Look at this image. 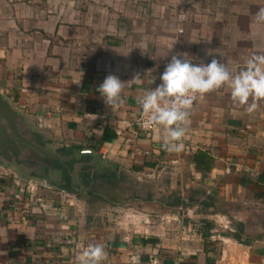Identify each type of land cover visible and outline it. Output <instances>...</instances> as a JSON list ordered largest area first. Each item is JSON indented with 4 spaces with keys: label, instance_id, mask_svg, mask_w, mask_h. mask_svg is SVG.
I'll list each match as a JSON object with an SVG mask.
<instances>
[{
    "label": "crops",
    "instance_id": "0c3cea01",
    "mask_svg": "<svg viewBox=\"0 0 264 264\" xmlns=\"http://www.w3.org/2000/svg\"><path fill=\"white\" fill-rule=\"evenodd\" d=\"M260 7L264 0H0V91L34 140L63 154L91 149L116 176L174 169L182 190L188 174L198 191L179 194L193 223L166 211L180 219L176 232L161 225L143 234L97 223L100 199L40 188L0 160V264H74L89 243L106 246L103 264H264V101L248 114L227 87L198 98L179 152L135 125L137 97L162 82L177 52L207 64L211 49L233 72L264 53V25L253 24ZM110 73L141 76L113 110L96 91ZM198 150L214 159L205 177L193 162ZM81 162L72 175L83 184Z\"/></svg>",
    "mask_w": 264,
    "mask_h": 264
},
{
    "label": "clouds",
    "instance_id": "9594fccd",
    "mask_svg": "<svg viewBox=\"0 0 264 264\" xmlns=\"http://www.w3.org/2000/svg\"><path fill=\"white\" fill-rule=\"evenodd\" d=\"M253 24L264 25V7L255 12ZM136 48L144 52L140 47ZM131 51L132 49L124 56ZM206 55L213 57L207 64L202 60L198 64L194 63L195 57L186 52L172 55L160 76L162 82L137 97L141 116L146 119L148 125L157 130V139L167 152L182 150L187 124L194 102L198 98L227 87L233 104L243 107L248 114L256 112L260 103L264 101V53H253L236 72L231 71L222 59L215 58L211 49L206 50ZM82 76L83 72L81 78L73 83L79 85ZM140 79L138 73L128 81H123L119 76L110 73L96 91L104 103L113 110L123 104L122 93L126 85L139 82ZM154 82L155 80L152 84ZM106 259V246L103 243H89L75 255L74 264H103Z\"/></svg>",
    "mask_w": 264,
    "mask_h": 264
},
{
    "label": "rangeland",
    "instance_id": "374dc122",
    "mask_svg": "<svg viewBox=\"0 0 264 264\" xmlns=\"http://www.w3.org/2000/svg\"><path fill=\"white\" fill-rule=\"evenodd\" d=\"M75 161L76 162L73 164L75 167L70 171L71 173L69 175L70 186L75 193H80L83 196H92L87 193L90 186L76 182L74 180L76 174L74 176L72 175V173H77V168L82 165L81 161H84V163L87 162L84 171L96 177V180L92 181L91 186L95 188L103 198L114 197L116 199L115 202L101 200V203H104V209L98 211L97 223L116 224L122 229L124 226V228L127 227L128 230L132 232L148 234L155 232L161 225H168V228H170L168 230L174 232L176 230L174 229V231H172L176 226L174 222H178L180 219L181 221L183 220L185 225L194 222V218H190L188 213L183 215L185 210L187 211V207L191 208L190 203L185 201L184 206L176 207H169L167 205L169 201L178 197L181 192H184V194H186L187 191L190 192L192 183L189 181L192 175L185 174V178H190L188 181L190 186L188 189L184 190L181 189V183H176L177 180H180L181 173L176 172L174 169L167 168L147 171L142 170L140 172L132 171L130 173H119L118 171L116 172L117 176L115 178L112 177L111 181L108 182L109 180H107V178H103L100 175L104 173L109 174L112 171V169H108L109 167L106 168V166L99 164L88 155H81L78 160ZM60 171L61 169H55L53 171L55 173L53 179L48 175L43 176L41 174H35L34 172L30 175L35 177L37 182L43 181L45 183V185L38 184L40 188H48L49 186L51 188L49 190L55 191V187H61L66 182V178H63ZM77 183L78 185H76ZM166 211L174 213L180 211V219L162 216V213Z\"/></svg>",
    "mask_w": 264,
    "mask_h": 264
},
{
    "label": "water",
    "instance_id": "95a60500",
    "mask_svg": "<svg viewBox=\"0 0 264 264\" xmlns=\"http://www.w3.org/2000/svg\"><path fill=\"white\" fill-rule=\"evenodd\" d=\"M0 160L3 164L15 168L21 173L28 174L32 168L29 164L39 165L35 160L26 159L29 147L42 157L56 159L65 163L78 159L81 155H90L99 164L114 167L99 154L88 148L77 149L70 154H63L55 149H49L47 145L34 140L23 126L24 119L14 102L0 91ZM21 143V145H20ZM42 165V164H40ZM52 170L51 166H48ZM62 174V170L60 171Z\"/></svg>",
    "mask_w": 264,
    "mask_h": 264
},
{
    "label": "trees",
    "instance_id": "16d2710c",
    "mask_svg": "<svg viewBox=\"0 0 264 264\" xmlns=\"http://www.w3.org/2000/svg\"><path fill=\"white\" fill-rule=\"evenodd\" d=\"M74 160H77V159H73V160H70L69 162H73ZM193 162L195 164V167L202 173V177H205L207 175V173L210 171L212 165H213V162H214V159L211 155H209L207 152H204V151H201V150H198L195 154H194V158H193ZM72 163H70L71 165ZM68 166V167H65L63 170H62V175L64 176V178H66V182L63 186H61V188H64L70 192H75L71 189V186H70V171H71V166ZM134 169H140V168H134ZM101 177L103 178H107V180H109L108 182L111 181V178L112 177H116V174L111 171L109 174L107 173H104V174H101L100 175ZM83 183L84 185L86 186H90V188L88 189L87 193L92 195L93 198L95 199H100V200H105V201H110V202H115L116 199L114 197H110V198H103V196L95 190V188H93L91 186L92 184V181L93 180H96V177L89 173V172H86L84 173L83 175ZM95 183V182H94ZM93 183V184H94ZM190 193L191 194H194V193H198V191H193V189H190ZM78 195H80V193H78ZM188 200L191 202L193 200V197L190 195V198H188ZM185 198H182V196H178L176 198H174L173 200L169 201L168 202V206L169 207H176V206H183L185 203ZM240 242H243V240L238 237L237 238Z\"/></svg>",
    "mask_w": 264,
    "mask_h": 264
},
{
    "label": "flooded vegetation",
    "instance_id": "af4514ba",
    "mask_svg": "<svg viewBox=\"0 0 264 264\" xmlns=\"http://www.w3.org/2000/svg\"><path fill=\"white\" fill-rule=\"evenodd\" d=\"M20 145H21V143H20ZM25 158L26 159H29V160H35L39 164V165L29 164V166L32 168V170H31V173H28V174H32V172H34L35 174H39V175L41 174L43 176L44 175H48L52 179L54 178L53 175L55 173L53 171L55 169H61V170H63L65 167H68L70 165V163H72V162H69V161L68 162H65V163H60L56 159H51V158H48V157H41V156H39V153H37L35 150H33L30 147H29V151L26 154ZM40 164H42V165H40ZM48 166H51L52 167V170H50L48 168ZM23 172L25 173V171H23ZM63 178H64V176H63Z\"/></svg>",
    "mask_w": 264,
    "mask_h": 264
},
{
    "label": "built area",
    "instance_id": "2783aa9c",
    "mask_svg": "<svg viewBox=\"0 0 264 264\" xmlns=\"http://www.w3.org/2000/svg\"><path fill=\"white\" fill-rule=\"evenodd\" d=\"M197 101H198V99H197ZM197 101L194 102V105L196 104ZM135 125L137 126V128L140 131H143L146 133H153L156 130L154 127H152L146 123V119L141 116V109H139V112L136 116Z\"/></svg>",
    "mask_w": 264,
    "mask_h": 264
}]
</instances>
